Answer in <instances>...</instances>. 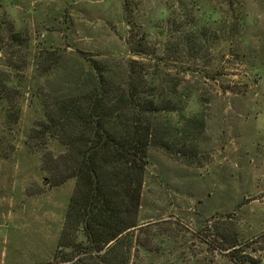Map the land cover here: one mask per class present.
Wrapping results in <instances>:
<instances>
[{"label":"rangeland","instance_id":"374dc122","mask_svg":"<svg viewBox=\"0 0 264 264\" xmlns=\"http://www.w3.org/2000/svg\"><path fill=\"white\" fill-rule=\"evenodd\" d=\"M139 43L179 106L148 153L134 264H264V0H0V264L53 261L76 180L39 133L91 91L87 57Z\"/></svg>","mask_w":264,"mask_h":264},{"label":"trees","instance_id":"16d2710c","mask_svg":"<svg viewBox=\"0 0 264 264\" xmlns=\"http://www.w3.org/2000/svg\"><path fill=\"white\" fill-rule=\"evenodd\" d=\"M142 46L130 48L135 58L115 64L87 57L91 91L58 100L50 107L49 126L39 133L53 135L68 152L58 156L69 164L59 184L76 180L50 264H134L141 250H151L138 220L142 186L149 150L162 139L161 124L169 122L179 106V82L163 78L164 63L157 55V63L147 67L148 51ZM2 81L10 90V79ZM237 246L219 251L233 254Z\"/></svg>","mask_w":264,"mask_h":264}]
</instances>
